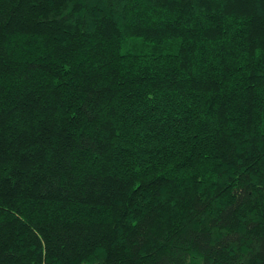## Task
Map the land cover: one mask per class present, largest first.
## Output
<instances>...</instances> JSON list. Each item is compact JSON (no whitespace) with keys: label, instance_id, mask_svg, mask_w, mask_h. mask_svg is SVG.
<instances>
[{"label":"trees","instance_id":"1","mask_svg":"<svg viewBox=\"0 0 264 264\" xmlns=\"http://www.w3.org/2000/svg\"><path fill=\"white\" fill-rule=\"evenodd\" d=\"M0 264H264V0H0Z\"/></svg>","mask_w":264,"mask_h":264}]
</instances>
